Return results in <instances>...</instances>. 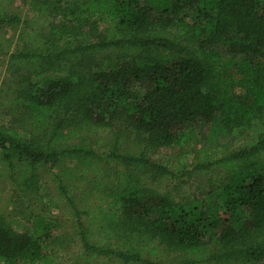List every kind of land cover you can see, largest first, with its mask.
<instances>
[{
    "label": "trees",
    "instance_id": "16d2710c",
    "mask_svg": "<svg viewBox=\"0 0 264 264\" xmlns=\"http://www.w3.org/2000/svg\"><path fill=\"white\" fill-rule=\"evenodd\" d=\"M10 1L28 125L0 112V264H264V0ZM204 127L226 141L190 169L151 160ZM194 170L221 218L152 185Z\"/></svg>",
    "mask_w": 264,
    "mask_h": 264
},
{
    "label": "rangeland",
    "instance_id": "374dc122",
    "mask_svg": "<svg viewBox=\"0 0 264 264\" xmlns=\"http://www.w3.org/2000/svg\"><path fill=\"white\" fill-rule=\"evenodd\" d=\"M28 2L29 0H11L8 4V10L19 15L21 20L27 19L29 17V12L27 11ZM19 26L20 24L16 25V30L9 26L0 29V40L4 39V49L7 51L0 59L2 63H0V112L3 113L5 117H8L13 124L25 127L28 125V114L26 109L17 106L14 102L8 101L17 94L16 79L9 76L5 71L9 54L22 48V43L18 42L16 39L17 28ZM217 53V60L221 63H225L230 58V56L223 51H217ZM190 136L191 137L186 140V142L181 143L177 147L160 149L156 153L149 154L151 160L175 173H179L182 170H187L192 167L195 161L193 157L194 151L202 147L215 146L226 141V138L222 134L215 133L211 127H204L201 129L195 128L190 132ZM210 177V170H194L186 183H182L180 180L181 178H176L163 180L161 182L156 181L152 183V185L162 190H171L177 203L185 204L202 199L203 203L200 204V207L203 210H207L212 219L217 220L223 216L224 210L220 208L219 202L215 196V191L207 192L209 189L208 184ZM6 186L7 183L0 177V189L5 191ZM200 202L201 201H199V203ZM71 247H73L74 252H76L77 247L74 243Z\"/></svg>",
    "mask_w": 264,
    "mask_h": 264
}]
</instances>
